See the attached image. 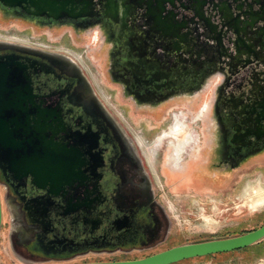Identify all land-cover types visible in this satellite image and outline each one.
Segmentation results:
<instances>
[{
	"label": "flooded vegetation",
	"instance_id": "1",
	"mask_svg": "<svg viewBox=\"0 0 264 264\" xmlns=\"http://www.w3.org/2000/svg\"><path fill=\"white\" fill-rule=\"evenodd\" d=\"M179 1L191 8L168 7L164 15L171 18L173 12L176 20L186 23L183 28L161 29L131 0H124L118 16L106 10L102 13V7L95 4L90 18L23 21L37 29L68 28L77 37L96 33L100 52L105 53L106 80L118 88L134 113L160 117L181 106L190 110L210 87L205 121L198 125L195 162L184 156L190 131L180 121L155 145L172 139L179 159L186 161L179 175L231 190L222 185L233 184L258 163L264 174V0ZM0 14L23 19L16 16V10L0 7ZM26 47L71 58L43 47ZM10 55L26 66L42 107L59 111L65 132L56 140L69 136L73 139L67 143L73 145L78 143L76 136L82 138L79 151L90 170L95 167L86 173L88 179L82 185L75 183L65 187L64 196L51 197L34 186L30 177L10 173L0 163L1 207L2 203L7 211L13 207L20 215L9 237L14 258L27 264L128 261L136 259L75 260L152 252L165 243L170 221L154 193L146 160L81 65L71 58L125 139L94 105L88 87L70 68L31 53L0 50V56ZM143 150L150 158L151 149Z\"/></svg>",
	"mask_w": 264,
	"mask_h": 264
},
{
	"label": "rangeland",
	"instance_id": "2",
	"mask_svg": "<svg viewBox=\"0 0 264 264\" xmlns=\"http://www.w3.org/2000/svg\"><path fill=\"white\" fill-rule=\"evenodd\" d=\"M96 39V33L77 37L68 28L37 29L26 21L0 14V41L58 51L71 56L81 65L102 99L133 136L146 160L158 203L170 221L169 239L152 252L92 255L75 261L137 259L183 243L224 237L261 227L264 224V204L255 207L244 204L247 193L253 186L259 183L264 189V174L260 172L259 163L254 170L240 174L234 180V185L222 183V188L231 187V190H221L194 180L195 178L178 174L186 161L179 159L180 155L176 154L172 139L165 138L160 145H155L162 134L171 130L176 121H180L190 131L189 141L184 146L188 153L184 156L195 162L198 125L205 121V107L211 88L193 103L190 110L181 106L160 117L134 113L121 99L118 88L106 80L105 53L100 52L101 39ZM71 58L69 57L73 61ZM142 148L151 149L150 158ZM1 212L0 264H27L14 258L9 247V237L16 227L18 216L15 215L13 207L9 211L3 209V203ZM177 264H264V241L249 249L192 258Z\"/></svg>",
	"mask_w": 264,
	"mask_h": 264
},
{
	"label": "water",
	"instance_id": "3",
	"mask_svg": "<svg viewBox=\"0 0 264 264\" xmlns=\"http://www.w3.org/2000/svg\"><path fill=\"white\" fill-rule=\"evenodd\" d=\"M131 1L137 3L135 5L141 7L145 15L154 20L161 29L187 26L186 23L176 20L175 14L170 10L171 18L164 15L168 7L175 9L180 7L184 10L191 8L184 6L179 0ZM95 4L102 7V13L106 10L114 16H118L120 9L124 8V0H0V7L3 10H16L18 12L16 16L22 17V20L45 18L58 22L93 17ZM0 50L31 53L51 61L55 60L70 68L88 87L94 105L125 139L116 122L92 94L79 67L68 57L3 41H0ZM64 132L65 126L59 111L42 107L38 102L26 66L15 56H0V163L10 173L30 177L31 183L44 190L48 196H64L65 187H71L75 183L82 185L88 179L86 173L95 170V167L90 170L89 161L84 158L83 152L79 151V147L84 144L82 138L76 136L78 143L73 145L67 143L72 138L69 136L56 140V137ZM14 213L18 216L15 225L17 226L20 215L15 209ZM1 217L0 202V226ZM263 239L264 225L237 236L206 238L183 243L142 259L81 264H174L192 258L240 250Z\"/></svg>",
	"mask_w": 264,
	"mask_h": 264
},
{
	"label": "bare ground",
	"instance_id": "4",
	"mask_svg": "<svg viewBox=\"0 0 264 264\" xmlns=\"http://www.w3.org/2000/svg\"><path fill=\"white\" fill-rule=\"evenodd\" d=\"M244 204L249 207H255L258 204H264V189L259 183L253 186L251 190L247 193V196L244 200Z\"/></svg>",
	"mask_w": 264,
	"mask_h": 264
},
{
	"label": "trees",
	"instance_id": "5",
	"mask_svg": "<svg viewBox=\"0 0 264 264\" xmlns=\"http://www.w3.org/2000/svg\"><path fill=\"white\" fill-rule=\"evenodd\" d=\"M263 225H264V224H263ZM256 229H258V228H256ZM256 229H253V230H256ZM253 230H250V231H253ZM250 231H245V232H241V233H237V234H232V235H228V236L226 235V236H224V237L237 236V235H241V234H244V233H247V232H250ZM263 241H264V239L261 240L260 242L256 243V244H254V245L248 246V247L243 248V249H241V250L249 249V248H251V247L257 246V245L261 244ZM209 256H210V255H209ZM205 257H206V256H205ZM178 263H179V262H178ZM176 264H177V263H176Z\"/></svg>",
	"mask_w": 264,
	"mask_h": 264
}]
</instances>
